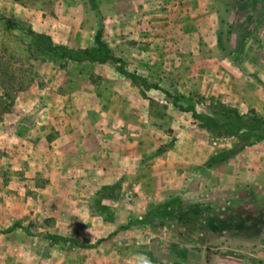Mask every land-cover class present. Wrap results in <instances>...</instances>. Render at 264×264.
<instances>
[{
	"label": "rangeland",
	"instance_id": "obj_1",
	"mask_svg": "<svg viewBox=\"0 0 264 264\" xmlns=\"http://www.w3.org/2000/svg\"><path fill=\"white\" fill-rule=\"evenodd\" d=\"M227 2L0 0V115L31 85L48 100L73 82L86 89L103 143L117 144L85 174L0 169V264H136L141 256L204 264L183 260L185 246L213 257L206 222L228 215L240 226L221 231L224 242L255 253L264 242V0ZM99 26L109 54L144 84L112 61L50 59L33 45L45 33L52 44L87 47ZM172 96L207 117L193 118ZM217 104L249 126L227 124L235 117ZM195 206L197 214L188 211ZM13 222L20 227L8 230ZM47 232L101 241L51 244ZM234 235L245 243L228 242Z\"/></svg>",
	"mask_w": 264,
	"mask_h": 264
},
{
	"label": "crops",
	"instance_id": "obj_2",
	"mask_svg": "<svg viewBox=\"0 0 264 264\" xmlns=\"http://www.w3.org/2000/svg\"><path fill=\"white\" fill-rule=\"evenodd\" d=\"M72 83L53 92L48 100L41 89L31 85L20 92L10 112L0 115V169L11 176L36 170L45 175H73L75 169L85 174L88 169L102 165L100 152L104 147L105 150L112 147L103 143L102 132L94 129L85 102L86 89H76ZM34 93L35 98H25ZM44 97L45 102L41 101ZM112 144L115 150L117 144ZM211 233L212 245L217 250L213 257L206 259L185 246L183 260L204 264H264V242L251 253L236 245L227 246L221 231ZM261 237L264 241V233ZM232 241L245 243L239 235L230 236L228 242ZM246 243L249 245L250 241ZM177 248L171 246L167 253L175 255Z\"/></svg>",
	"mask_w": 264,
	"mask_h": 264
},
{
	"label": "trees",
	"instance_id": "obj_3",
	"mask_svg": "<svg viewBox=\"0 0 264 264\" xmlns=\"http://www.w3.org/2000/svg\"><path fill=\"white\" fill-rule=\"evenodd\" d=\"M223 3V6L227 8L229 5L227 0H220ZM229 11V8L228 10ZM11 25H16L14 22H10ZM102 29L101 27H97L95 30V33L93 35V43L90 46L87 47H68L65 45H57L52 44L50 42L49 36L45 33H39L37 35L33 36V45L38 49V51L43 55L50 59H67L72 62H96V63H104L106 61H112L115 63V70L122 75H127L131 79L138 78L142 84L145 83V79L142 77H138L135 74H129L123 66V61L119 58H114L112 55L109 54L108 47L106 42L102 39L101 36ZM228 33L229 30H228ZM147 88H157L156 84L150 83L146 85ZM166 95H169L167 92H164ZM172 104L176 106L178 109L183 111H189L190 115L199 120H204L207 116L204 114H199L195 111V109L192 106H182L177 102V98L175 96H172ZM214 108H217L219 111L223 112H231L233 113L235 120L230 122L226 121L227 124H230L231 126L235 127V129H240L244 126H249L242 117L236 112L234 108L224 106L223 104H217L214 106ZM226 158L225 154H222L218 159L215 160L221 161L222 159ZM207 163L210 165V162L207 161ZM193 207V206H192ZM191 211L193 214L198 213V206H195L194 208H191ZM178 220L184 219V217L181 214H175ZM234 218L232 215H228L227 218L223 220L218 219H208L206 222V228L209 229V231L213 233H217L220 231H230L232 228H238L240 226V222L237 221V219ZM234 221V222H233ZM15 227H20V224L18 222H13L8 226V230H11ZM43 236L51 243V244H57V243H67L72 244L74 246L78 247H85L90 248L95 246L98 242L101 241V239H96L92 243H82L79 240H77L75 237L72 236H63L60 234L55 233H44ZM197 259V256L194 258Z\"/></svg>",
	"mask_w": 264,
	"mask_h": 264
},
{
	"label": "clouds",
	"instance_id": "obj_4",
	"mask_svg": "<svg viewBox=\"0 0 264 264\" xmlns=\"http://www.w3.org/2000/svg\"><path fill=\"white\" fill-rule=\"evenodd\" d=\"M136 264H151V262L141 256V257H138Z\"/></svg>",
	"mask_w": 264,
	"mask_h": 264
}]
</instances>
